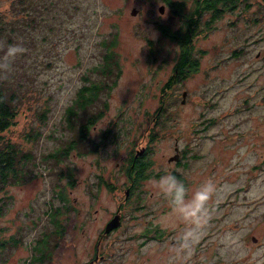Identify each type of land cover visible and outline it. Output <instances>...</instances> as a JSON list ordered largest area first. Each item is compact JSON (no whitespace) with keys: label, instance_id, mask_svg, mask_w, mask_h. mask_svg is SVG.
<instances>
[{"label":"rangeland","instance_id":"obj_1","mask_svg":"<svg viewBox=\"0 0 264 264\" xmlns=\"http://www.w3.org/2000/svg\"><path fill=\"white\" fill-rule=\"evenodd\" d=\"M195 1L182 0V11H192ZM240 3L208 29L211 12H203V30L193 39L198 69L173 80L165 95L181 52L174 39L158 41L159 22L181 23L166 1L0 0V75L20 92L15 123L4 134L34 156L26 181L7 188L10 207L0 215V239L15 235L18 244L0 248L3 264H33L32 245L52 227L46 210L61 203L53 196L61 187L68 199L60 216L65 232L41 264H84L102 236L108 247L103 264H264V0ZM113 36L122 73L105 94L108 109L66 157L43 159L76 137L84 114L70 127L67 106L83 73L102 60L101 43ZM12 43L22 51L5 66ZM163 96L166 112L157 119ZM108 127L116 143L103 138ZM176 145L180 158L169 160ZM142 148L150 175L125 198L123 165ZM164 171L175 172L189 189L213 182L198 225L157 193L152 180ZM101 177L114 189L100 185ZM122 202L120 226L103 233ZM182 206L195 213L199 202ZM159 225L164 234L156 241Z\"/></svg>","mask_w":264,"mask_h":264},{"label":"trees","instance_id":"obj_2","mask_svg":"<svg viewBox=\"0 0 264 264\" xmlns=\"http://www.w3.org/2000/svg\"><path fill=\"white\" fill-rule=\"evenodd\" d=\"M172 8L178 20L181 22L178 28H173L171 23L159 22L158 28L161 31V36L174 39L180 45V56L176 63L172 77L167 81V87H164L165 95L168 92L169 85L178 77H186L189 73L198 69L199 58L193 56L194 43L193 39L197 34L201 33L203 28L200 26V19L204 11L211 12V18L206 22V28H210V23L216 18L223 15L228 9H236L240 6L243 0H196L195 7L190 12L182 11V0H163ZM0 27V36H1ZM10 38H8V41ZM7 41V42H8ZM117 43L116 36H113L108 41L104 40L101 44L105 45L106 50L103 53L102 60L94 65L89 71L82 75L83 83L77 90L76 96L67 106L66 118L67 123L72 127L75 123L74 117L79 113H83V122L77 128L76 137L71 139L69 143L63 147L57 148L54 151L47 153L43 159L62 160L66 157L70 150L76 148L79 143L83 142L88 135V131L93 127L98 119H100L105 111L108 109V99L105 94H110L111 90L116 86L118 79L122 73V66L120 62L119 53L114 49ZM153 45L156 43L150 40ZM155 48L152 47V51ZM4 49L0 45V53ZM165 96H163L160 107L155 114L157 119L166 112ZM20 101L19 88L15 87L9 80L8 76L0 75V215L4 214L10 207L11 196L7 192L10 185L24 183L28 177V164L33 158L30 151H26L18 143L6 137L4 132L15 123V118L18 112V104ZM44 115V111L41 112ZM156 125V123H154ZM75 130V129H74ZM111 137L113 143L117 142L114 139V131L108 127L103 130V138ZM155 136V132L152 133ZM98 143H96V146ZM36 163V161H35ZM151 160L147 158V151L144 148L142 154L135 156L131 151L127 162L123 165L127 175V186L130 185L131 192L138 187L141 179L150 175L146 169L149 167ZM59 179L63 175L62 171L58 173ZM130 175V176H128ZM68 183L72 185L74 178L71 172L69 173ZM132 182V183H131ZM125 183V184H126ZM106 185L109 189H114V184L107 181L104 177L100 178V185ZM132 184V185H131ZM126 190V189H125ZM57 193L58 198L62 201L57 205H51L46 214L49 217L52 227L43 231L39 238H36L34 245H32V254L30 255L29 263L41 264L45 259H49L53 250L59 245L58 239L61 238L65 232V226L60 220V216L64 213V209L68 208V199L65 190L61 187L57 192L54 190L53 196ZM17 236L11 235L7 239H0V248L7 246H17ZM3 258L0 257V264H3Z\"/></svg>","mask_w":264,"mask_h":264},{"label":"clouds","instance_id":"obj_3","mask_svg":"<svg viewBox=\"0 0 264 264\" xmlns=\"http://www.w3.org/2000/svg\"><path fill=\"white\" fill-rule=\"evenodd\" d=\"M20 51L22 46L18 43L7 45L3 57L4 65L7 66L9 60L14 58ZM153 185L157 189L159 195H163L173 206V211L183 218L185 215L195 216L192 220L194 226L198 225L205 216L206 203L211 194L216 190L211 180L204 181L191 189L185 184V181L173 171H164L155 176L152 180ZM188 199H195L199 202L195 213H186L182 206ZM185 240L188 239L186 236Z\"/></svg>","mask_w":264,"mask_h":264},{"label":"flooded vegetation","instance_id":"obj_4","mask_svg":"<svg viewBox=\"0 0 264 264\" xmlns=\"http://www.w3.org/2000/svg\"><path fill=\"white\" fill-rule=\"evenodd\" d=\"M177 146V145H176ZM178 147V146H177ZM175 149H176V147H175ZM176 152L178 153V155H179V157L178 158H180V151H179V148H178V150H176ZM128 176H130V175H128ZM126 177H127V175H126ZM128 178V177H127ZM132 183V182H131ZM132 185V184H131ZM129 187L128 188H130L129 189V193H131V187H130V185H128ZM131 190V191H130ZM129 195V194H128ZM127 195V196H128ZM126 195H125V198L127 197ZM126 201V200H125ZM123 203L124 202H122L120 205H119V207H118V209H117V211H119L120 212V215H121V221H122V209H121V206L123 205ZM116 211V212H117ZM113 217V216H112ZM111 217V218H112ZM110 218V219H111ZM120 224H121V222H120ZM120 226V225H119ZM119 226H117V227H115V228H113V229H111L110 231H108V232H103V233H108V235H111L113 232H115L116 230H117V228L119 227ZM161 227H160V225H159V227L157 228V227H154V232L152 233V235L154 236V239L157 241L158 240V237L160 236V235H163L164 234V232H163V230H161L160 229ZM107 235V234H106ZM147 235H149V233H147L146 234V236ZM105 237V236H104ZM104 237L102 236V237H100L99 239H97V242H96V247H95V252L93 253V256H91V258L87 261V262H85L84 264H103V258L105 257V251H107V249H108V247L106 246V244H105V242H103V240H104ZM178 239H176V240H172V242H176ZM141 246H143V243H141L140 244Z\"/></svg>","mask_w":264,"mask_h":264},{"label":"water","instance_id":"obj_5","mask_svg":"<svg viewBox=\"0 0 264 264\" xmlns=\"http://www.w3.org/2000/svg\"><path fill=\"white\" fill-rule=\"evenodd\" d=\"M164 8H165V5H164V4H161L160 7H159V10H160L161 12H163V11H164ZM137 11H138V8L135 6V7L132 8L131 13H132V14H136ZM182 95H183V100H182V101H184V100H185V95H186V90L183 91ZM176 150H178V147H177V146H176ZM143 151H144V148H142V149H140V150H137V151L135 152V156H137V155H139V154H142ZM178 157H179V155H178V153L176 152V154H174L173 156H171V157L169 158V160L178 159ZM129 189H130V188H127V189L125 190V195H126V196L129 194ZM120 222H121V215H120V212L117 211L116 214H114V216H113V217L107 222V224H106V226H105V231L108 232V231H110L111 229H113V228L119 226V225H120ZM253 238H254V240L256 239V237H253Z\"/></svg>","mask_w":264,"mask_h":264}]
</instances>
